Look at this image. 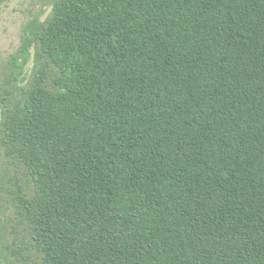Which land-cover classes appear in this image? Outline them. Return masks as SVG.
Masks as SVG:
<instances>
[{
    "label": "trees",
    "instance_id": "trees-1",
    "mask_svg": "<svg viewBox=\"0 0 264 264\" xmlns=\"http://www.w3.org/2000/svg\"><path fill=\"white\" fill-rule=\"evenodd\" d=\"M25 28L0 149L34 264H264V0H53Z\"/></svg>",
    "mask_w": 264,
    "mask_h": 264
},
{
    "label": "rangeland",
    "instance_id": "rangeland-1",
    "mask_svg": "<svg viewBox=\"0 0 264 264\" xmlns=\"http://www.w3.org/2000/svg\"><path fill=\"white\" fill-rule=\"evenodd\" d=\"M52 2L0 0V117L3 106L17 98L20 87L30 80L35 65L32 49L21 53L25 27L31 22L45 21L51 13ZM16 182L25 190L31 189L23 167L7 159L0 149V244L6 248L0 263L34 264L24 250L25 232L10 210V193Z\"/></svg>",
    "mask_w": 264,
    "mask_h": 264
}]
</instances>
